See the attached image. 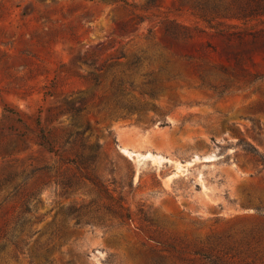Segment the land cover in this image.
Instances as JSON below:
<instances>
[{"label": "rangeland", "instance_id": "374dc122", "mask_svg": "<svg viewBox=\"0 0 264 264\" xmlns=\"http://www.w3.org/2000/svg\"><path fill=\"white\" fill-rule=\"evenodd\" d=\"M200 1L0 0V264H264V12L222 15L264 0ZM97 144L108 191L65 162Z\"/></svg>", "mask_w": 264, "mask_h": 264}, {"label": "trees", "instance_id": "16d2710c", "mask_svg": "<svg viewBox=\"0 0 264 264\" xmlns=\"http://www.w3.org/2000/svg\"><path fill=\"white\" fill-rule=\"evenodd\" d=\"M195 5L199 8V10L201 11L200 13V17L206 21L210 26H214L212 19H213V14H211L212 12L209 10L208 6L204 3H202L200 0H194ZM264 12V3H262L261 1H257L255 4H250V5H242L238 10L232 12L230 14V12H224V16H228V15H232V16H236L239 18H247V17H251L254 16L260 12ZM217 13V12H216ZM219 13V12H218ZM263 76H256L255 79H260ZM95 81L98 82V74L95 75L94 77ZM114 82L117 85H124V87H126V83L129 84V88L134 89L135 88V84L132 80H124V79H114ZM152 83V80L148 81V84ZM124 91V88H123ZM159 88L156 87L155 85H149L147 90L144 91H140V94L142 96H144L146 93H148L150 96H154L156 94H158L159 92ZM128 94V93H127ZM114 98L116 99V102L120 104V106H124L127 108L128 113H132L135 110L138 109H142L144 108L145 105L139 104L131 99L128 100V102L122 101L121 98L118 96L117 93H114ZM86 104L87 101L85 100V98L83 96H77V97H68L65 99V104L62 105L60 107V111L64 112V111H71L74 112L75 114H80L82 111L86 110ZM4 110L6 111H11L9 110V108H7V106H4ZM89 127V123L86 124L85 129H83L82 131H77V136H79L81 142L80 145L81 147L84 149L85 147V143L83 141V136H84V132L85 130ZM37 136V140L36 143L42 147H44L45 149H47L50 152H54L55 154L59 153V149L58 148H54V146L52 145V141L50 140V138L48 137V135L46 133H44L43 129L40 128L39 132L36 134ZM67 142L70 143V140H67ZM238 143L240 144V147L248 154H250V156L257 161L258 163L262 164L264 166V151H261L259 149V147L249 141V140H245V139H239ZM100 145L97 144L95 146L90 147V150L88 152H84L83 150L78 152L76 156L71 157V158H67L65 160V162L73 165L75 168H77V171L80 172V176L81 177H86L87 179L91 180L96 186H99L100 188H103V190L108 191V186L106 185L103 177L97 172L98 168H99V160L101 158V154H100ZM104 168H108L111 172H114V168L113 167H108L107 164H105ZM51 166L48 164H44L41 166H36L32 169L30 176L35 175L36 173H45L50 171ZM11 179V176H7V177H3L0 180V184H4L7 181H9ZM130 185L132 186V181L130 182ZM20 185H17L13 192H12V196L18 194L20 192ZM120 199H122V196H120ZM26 206V210L30 211V206L28 204V199H25L23 202ZM114 213L118 214V216L120 217H130V211H127L126 213H120L117 211H114ZM31 223V219L25 217L24 219L21 220L20 222V232L24 230V228H26V226H29V224ZM17 249H23V247L28 243V237L26 236H21L20 234H15V233H10L9 231L5 232L4 235ZM41 245H39L40 247ZM44 262L48 263V264H52V261L46 256L44 255ZM69 264H75V261L73 259H70L67 261Z\"/></svg>", "mask_w": 264, "mask_h": 264}, {"label": "bare ground", "instance_id": "6f19581e", "mask_svg": "<svg viewBox=\"0 0 264 264\" xmlns=\"http://www.w3.org/2000/svg\"><path fill=\"white\" fill-rule=\"evenodd\" d=\"M130 153H134V152L131 151Z\"/></svg>", "mask_w": 264, "mask_h": 264}]
</instances>
